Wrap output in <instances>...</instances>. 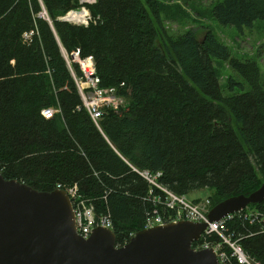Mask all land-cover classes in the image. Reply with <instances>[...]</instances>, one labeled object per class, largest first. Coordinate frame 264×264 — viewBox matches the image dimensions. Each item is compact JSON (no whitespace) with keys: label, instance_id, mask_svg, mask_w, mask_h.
Wrapping results in <instances>:
<instances>
[{"label":"trees","instance_id":"obj_1","mask_svg":"<svg viewBox=\"0 0 264 264\" xmlns=\"http://www.w3.org/2000/svg\"><path fill=\"white\" fill-rule=\"evenodd\" d=\"M82 8L91 15L87 26L61 20ZM162 8L161 0H0L2 175L42 192L77 184L96 213L111 217L119 247L144 230L153 209L150 185L135 170L161 172V183L180 196L209 190L211 209L264 182L258 63L232 57L210 31L202 40L169 36ZM212 16L251 27L264 21V0H218ZM75 54L91 57L100 87L125 99L105 112L100 129L83 105ZM215 59L240 82L222 87ZM45 109L58 112L46 119ZM248 208L264 215V203ZM229 228L264 264V221Z\"/></svg>","mask_w":264,"mask_h":264},{"label":"water","instance_id":"obj_2","mask_svg":"<svg viewBox=\"0 0 264 264\" xmlns=\"http://www.w3.org/2000/svg\"><path fill=\"white\" fill-rule=\"evenodd\" d=\"M261 203L264 182L249 195L214 206L207 221L218 222ZM206 228V222L190 221L157 226L136 233L122 247L116 233L103 227L83 239L76 233L66 191H38L0 173V264H219L213 249L192 248Z\"/></svg>","mask_w":264,"mask_h":264},{"label":"built area","instance_id":"obj_3","mask_svg":"<svg viewBox=\"0 0 264 264\" xmlns=\"http://www.w3.org/2000/svg\"><path fill=\"white\" fill-rule=\"evenodd\" d=\"M81 3L83 2L81 1ZM85 10L87 11L86 8H83L81 11ZM68 15L62 19H65L67 22H74L69 19ZM85 19L84 25L87 26L91 21V15ZM30 37L31 34L24 36L26 40L30 39ZM76 58L79 60L78 63L83 73L82 79H75L83 105L94 124L100 129L99 123L105 115V112L118 110L124 106L125 99L119 95L117 88L100 87V79L96 76V69L91 57L80 60L78 54H75ZM81 61L87 63V68L83 67ZM56 112L58 111L45 109L42 111V116L50 119ZM135 171L149 183L150 190L147 200L153 206L151 213L147 215L143 229H151L181 221H190L193 223L206 222V230L192 244L194 251L213 249L219 264H255V261L244 252L239 238L236 236L234 230H230L229 224L234 221L249 222L250 224L262 222L264 221L263 214L246 208L218 222L209 223L207 221L208 213L211 210L209 198L201 200L200 202L189 201L186 196L175 194L161 183V172L151 173L146 170ZM2 172L3 168L0 165V173L2 174ZM56 190H64L68 194L73 206L76 233L80 237L88 239L93 230L98 227L114 231L111 217L105 213H96L94 205L88 200L83 199L79 194L77 184L68 187L58 185ZM134 236L135 234L131 235L132 238Z\"/></svg>","mask_w":264,"mask_h":264},{"label":"rangeland","instance_id":"obj_4","mask_svg":"<svg viewBox=\"0 0 264 264\" xmlns=\"http://www.w3.org/2000/svg\"><path fill=\"white\" fill-rule=\"evenodd\" d=\"M94 2L95 0H90L82 4ZM217 2L218 0H161L163 4L161 16L166 34L178 36L192 32L197 39L202 40L210 31L223 46L229 49L232 57L240 60H255L264 80V21H257L251 27L243 29L221 25L212 16V9ZM87 16H90L89 11L81 22L70 23L84 25ZM77 59L75 60L78 62ZM214 66L222 87L226 88L231 80L240 82L239 77L233 73L227 62L215 59ZM209 196H211L209 190H202L188 195L187 199L189 201L205 200Z\"/></svg>","mask_w":264,"mask_h":264},{"label":"bare ground","instance_id":"obj_5","mask_svg":"<svg viewBox=\"0 0 264 264\" xmlns=\"http://www.w3.org/2000/svg\"><path fill=\"white\" fill-rule=\"evenodd\" d=\"M82 2H88V1H90V0H81ZM69 15V19L71 20V21H74V22H81V20H83L84 19V17H85V15L87 14V11L85 10V11H72V12H70V13H68ZM74 58H75V56H74ZM74 61H76V60H74ZM81 64L83 65V67H85V68H87V63L86 62H83V61H81ZM89 64V63H88Z\"/></svg>","mask_w":264,"mask_h":264}]
</instances>
